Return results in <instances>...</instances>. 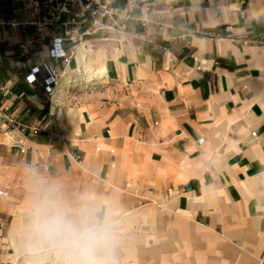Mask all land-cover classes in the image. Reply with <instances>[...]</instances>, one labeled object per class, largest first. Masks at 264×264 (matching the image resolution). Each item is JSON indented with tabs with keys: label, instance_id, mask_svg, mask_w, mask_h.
Segmentation results:
<instances>
[{
	"label": "crops",
	"instance_id": "0c3cea01",
	"mask_svg": "<svg viewBox=\"0 0 264 264\" xmlns=\"http://www.w3.org/2000/svg\"><path fill=\"white\" fill-rule=\"evenodd\" d=\"M110 1L125 30L85 35L64 75L106 98L58 109L24 76L6 98L42 131L2 137L0 264H52L25 246L42 187L112 213L115 264H264V0Z\"/></svg>",
	"mask_w": 264,
	"mask_h": 264
},
{
	"label": "built area",
	"instance_id": "2783aa9c",
	"mask_svg": "<svg viewBox=\"0 0 264 264\" xmlns=\"http://www.w3.org/2000/svg\"><path fill=\"white\" fill-rule=\"evenodd\" d=\"M112 1L98 0H0V70L6 61L13 68L22 69L9 73V79L0 77V146L2 137L9 144L25 152L23 140L29 135L37 136L42 128L21 121L6 104L7 96L13 94L15 84L21 76L29 85L41 87L48 101L55 104L61 93L64 75L76 57L84 36L97 31L125 30L126 15L114 11ZM87 15L92 16L91 26L80 32ZM143 20V25H147ZM49 40V56H43L42 47ZM68 45V48L65 46ZM197 68L203 62L194 56ZM62 68L59 69V65ZM257 133L252 132L256 137ZM18 137L22 139H18ZM202 140H199L198 146ZM0 190V195H5Z\"/></svg>",
	"mask_w": 264,
	"mask_h": 264
},
{
	"label": "clouds",
	"instance_id": "9594fccd",
	"mask_svg": "<svg viewBox=\"0 0 264 264\" xmlns=\"http://www.w3.org/2000/svg\"><path fill=\"white\" fill-rule=\"evenodd\" d=\"M117 223L110 211L88 202L69 204L42 187L31 205L25 246L51 255L52 264H115Z\"/></svg>",
	"mask_w": 264,
	"mask_h": 264
},
{
	"label": "rangeland",
	"instance_id": "374dc122",
	"mask_svg": "<svg viewBox=\"0 0 264 264\" xmlns=\"http://www.w3.org/2000/svg\"><path fill=\"white\" fill-rule=\"evenodd\" d=\"M94 47V46H93ZM8 65L7 75H5V80L9 79V73H17L22 71V69L13 68ZM62 68V64L59 65V69ZM76 70V68H74ZM107 83L102 79H94L88 81L86 79L85 72L73 71L69 72L66 77L63 79V85L61 89L60 96L58 101L55 103L58 109H69V108H81L85 102L90 98V101H93L95 98H106L104 96L107 89H109Z\"/></svg>",
	"mask_w": 264,
	"mask_h": 264
},
{
	"label": "trees",
	"instance_id": "16d2710c",
	"mask_svg": "<svg viewBox=\"0 0 264 264\" xmlns=\"http://www.w3.org/2000/svg\"><path fill=\"white\" fill-rule=\"evenodd\" d=\"M8 65H5L0 70V77L5 78V75H7Z\"/></svg>",
	"mask_w": 264,
	"mask_h": 264
}]
</instances>
